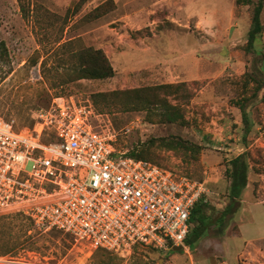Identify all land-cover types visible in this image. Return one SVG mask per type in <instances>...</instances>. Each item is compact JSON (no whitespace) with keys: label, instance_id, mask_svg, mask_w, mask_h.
Instances as JSON below:
<instances>
[{"label":"rangeland","instance_id":"374dc122","mask_svg":"<svg viewBox=\"0 0 264 264\" xmlns=\"http://www.w3.org/2000/svg\"><path fill=\"white\" fill-rule=\"evenodd\" d=\"M97 3L89 5L88 0H0V115L13 118L20 125H31L36 111L49 106L54 97L74 96L83 104L94 105L97 113L102 115L96 121L98 129L115 132L116 146L121 151L129 152L152 138L171 136L201 145L198 159L186 160L174 152L164 151L163 154L168 158L170 169L207 182L214 217L227 205L228 161L245 153L250 164L249 184L238 212L223 231H217L212 225L201 241L188 251L172 250L164 254L143 249L138 250L137 255L141 253L149 264H264V88L249 108L254 127L247 145L244 144L241 113L235 104L243 76L248 72L264 71V32L255 44L257 52L246 49L253 7L237 6L238 30L233 29L228 35L230 0H206L203 8L220 7L219 24L223 30L218 35L212 34L209 27L216 23L210 22L209 16L203 13L202 30L195 32L193 24L186 28L187 32L194 33L185 34L186 45L177 46L174 38L166 42L163 51L166 59L180 55L192 45L191 39L193 41L195 36L197 42H202V48L195 53L197 58L230 61V66L222 67L217 73L190 81L191 99L180 102L188 125L180 126L157 123L156 118H147L144 111L96 106L93 101L96 93L162 84L160 80L139 81V74L127 71L129 63L125 60H130L129 55L138 44L134 41L136 33L129 29L119 31L117 35L104 28L102 22L106 15L97 19L90 17L100 6ZM107 8H111L110 5ZM225 10L228 11L226 15L222 13ZM223 20H226L224 25ZM115 27L119 29V23L110 25V28ZM71 40L70 50L103 49L115 68V76L54 87V73L63 62L62 55L68 51L65 43ZM225 40L230 44L233 42L230 50L214 48ZM214 41L218 43L212 44ZM120 52L125 53V59H121ZM38 69L41 79L33 75ZM261 79L264 85V76ZM171 100L179 104L176 99ZM7 251L10 252L5 255ZM2 256L17 264H100L115 254L94 251L60 230H41L26 216L3 211L0 212ZM132 256L124 258L126 264H136Z\"/></svg>","mask_w":264,"mask_h":264},{"label":"built area","instance_id":"2783aa9c","mask_svg":"<svg viewBox=\"0 0 264 264\" xmlns=\"http://www.w3.org/2000/svg\"><path fill=\"white\" fill-rule=\"evenodd\" d=\"M33 75L42 78L39 69ZM101 116L74 96L39 108L32 127L0 115V212L123 258L136 249L188 251L207 182L128 156L115 132L98 129ZM0 264L17 263L2 256Z\"/></svg>","mask_w":264,"mask_h":264},{"label":"trees","instance_id":"16d2710c","mask_svg":"<svg viewBox=\"0 0 264 264\" xmlns=\"http://www.w3.org/2000/svg\"><path fill=\"white\" fill-rule=\"evenodd\" d=\"M236 4L238 6L253 7L246 49L248 52L256 51L255 44L259 36L264 32V0H236ZM109 5L111 8L108 9L107 7ZM114 6L113 0H108L98 6L90 17H93V19L100 18L110 12ZM65 44L68 46V49H66L68 51L61 57L63 61L60 66L61 69H56L54 73V87L63 86L80 80H106L115 76V68L103 49L86 47L79 50H70L73 45V40ZM261 76H264L263 70L257 73L248 72L240 80L242 89L235 104L240 110L242 123L244 125L243 136L245 145H247V138L254 127L249 108L250 105L260 97L261 91L264 88ZM171 98L176 99L179 104H174ZM189 99H191L190 81L147 85L127 90L115 89L93 95L94 103L97 107L102 109L117 107L123 111H144L147 114V118L152 116L157 119V123L177 124L180 126L188 125L181 104L184 100ZM34 123L35 121L32 120L29 126L32 127ZM164 151L174 152L179 157H186V160H191L198 159L202 151V146L183 139L180 136L152 138L132 148V150L128 152V156L153 162L176 174L193 178L188 174L177 172L174 168L170 169L167 164L168 158L163 154ZM174 167L178 168L175 165ZM249 172L250 164L245 153L239 154L228 161L226 168V177L229 180V187L226 195L227 205L224 209L219 211L218 216L214 217L212 215L214 207L209 200L210 194L202 197L196 204L191 215L190 231L185 242L188 248L195 247L209 232V228L212 225H214L219 232L226 228L228 222L232 220L240 208L244 190L249 184ZM26 219H28L32 225H35L30 218L26 217ZM10 251H7L5 255ZM138 253V249H136L132 256L133 263L149 264L148 261L144 260L142 254L140 253L141 255H137ZM124 260V258L115 254V256H109L107 261H103L100 264H126Z\"/></svg>","mask_w":264,"mask_h":264},{"label":"crops","instance_id":"0c3cea01","mask_svg":"<svg viewBox=\"0 0 264 264\" xmlns=\"http://www.w3.org/2000/svg\"><path fill=\"white\" fill-rule=\"evenodd\" d=\"M98 1V5L108 0H88L89 5ZM206 0H113L114 10L106 14V19L100 27L107 28L119 35V31L129 29L136 33L134 41L138 44L130 53V60L127 71L136 72L140 75L139 81L148 82L150 80H160L162 83L189 82L208 77L209 73H217L224 66H230V61L223 62L215 59L197 58L195 53L202 48V42L196 40L194 36L192 45L186 47L184 51L172 58L166 59L163 51L171 38H174L176 45H186L185 34H194L186 31L189 25H194L196 31L203 29V13L209 16L211 25L210 32L218 35L223 26L219 24L220 7L216 6L203 8ZM236 0H230V26L226 28L228 35L233 29L238 30V10ZM243 5H240V7ZM223 11L224 15L228 13ZM226 20H223V25ZM112 23H119L118 28H110ZM214 23V24H215ZM102 25V26H101ZM216 32V33H215ZM110 33V32H109ZM113 34V33H112ZM228 35L226 36L229 39ZM214 41L212 44H217ZM221 44V45H220ZM224 44V45H223ZM219 42L216 49L230 50L233 42L229 40ZM212 45V46H214ZM124 52H120L121 59H125ZM138 81V82H139ZM237 259V256H236Z\"/></svg>","mask_w":264,"mask_h":264},{"label":"water","instance_id":"95a60500","mask_svg":"<svg viewBox=\"0 0 264 264\" xmlns=\"http://www.w3.org/2000/svg\"><path fill=\"white\" fill-rule=\"evenodd\" d=\"M182 250H183V247L182 246L174 247V251H176V252H180Z\"/></svg>","mask_w":264,"mask_h":264}]
</instances>
